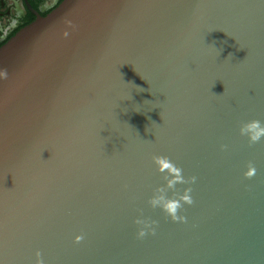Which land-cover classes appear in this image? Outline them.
<instances>
[{
    "label": "water",
    "instance_id": "95a60500",
    "mask_svg": "<svg viewBox=\"0 0 264 264\" xmlns=\"http://www.w3.org/2000/svg\"><path fill=\"white\" fill-rule=\"evenodd\" d=\"M251 122L264 0H63L0 47V264H264Z\"/></svg>",
    "mask_w": 264,
    "mask_h": 264
},
{
    "label": "flooded vegetation",
    "instance_id": "af4514ba",
    "mask_svg": "<svg viewBox=\"0 0 264 264\" xmlns=\"http://www.w3.org/2000/svg\"><path fill=\"white\" fill-rule=\"evenodd\" d=\"M63 0H0V47L22 28L49 15Z\"/></svg>",
    "mask_w": 264,
    "mask_h": 264
},
{
    "label": "clouds",
    "instance_id": "9594fccd",
    "mask_svg": "<svg viewBox=\"0 0 264 264\" xmlns=\"http://www.w3.org/2000/svg\"><path fill=\"white\" fill-rule=\"evenodd\" d=\"M249 130L253 133L251 136L252 141H256V140L260 139V137L262 135H264V127H261L259 125V122H251V123L247 124L244 129H242V131H249ZM159 162L162 165V170H163V168H168L172 172L177 173V175H178V170L173 168L169 163H167L166 161H163V160H161ZM248 175H252V172L250 171L248 173ZM185 199H188V198L185 197ZM153 203L155 204V203H157V201H153ZM164 206L170 213H172L174 215L176 212V209L178 207V204L176 202H168ZM140 235L143 236L144 233L141 232ZM37 255H39V253Z\"/></svg>",
    "mask_w": 264,
    "mask_h": 264
}]
</instances>
